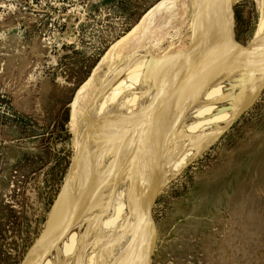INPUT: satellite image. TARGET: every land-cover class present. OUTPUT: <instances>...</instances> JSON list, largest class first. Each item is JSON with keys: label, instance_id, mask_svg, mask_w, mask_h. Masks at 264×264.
I'll use <instances>...</instances> for the list:
<instances>
[{"label": "rangeland", "instance_id": "374dc122", "mask_svg": "<svg viewBox=\"0 0 264 264\" xmlns=\"http://www.w3.org/2000/svg\"><path fill=\"white\" fill-rule=\"evenodd\" d=\"M196 4L0 0V264H25L48 231L77 157L71 113L79 93L108 77L119 52L183 62ZM259 6L230 5L241 48L253 44ZM225 123L154 197L144 196L147 264H264V80Z\"/></svg>", "mask_w": 264, "mask_h": 264}, {"label": "bare ground", "instance_id": "6f19581e", "mask_svg": "<svg viewBox=\"0 0 264 264\" xmlns=\"http://www.w3.org/2000/svg\"><path fill=\"white\" fill-rule=\"evenodd\" d=\"M234 1L196 0L183 62L170 66L119 52L108 77L79 93L71 113L77 157L48 231L25 264H147L144 196L211 141L264 80V0L246 48L232 38Z\"/></svg>", "mask_w": 264, "mask_h": 264}, {"label": "water", "instance_id": "95a60500", "mask_svg": "<svg viewBox=\"0 0 264 264\" xmlns=\"http://www.w3.org/2000/svg\"><path fill=\"white\" fill-rule=\"evenodd\" d=\"M149 264H150V260H149V262H148Z\"/></svg>", "mask_w": 264, "mask_h": 264}]
</instances>
